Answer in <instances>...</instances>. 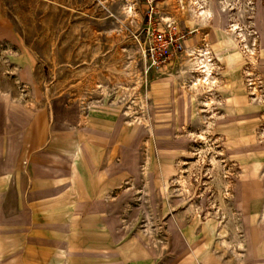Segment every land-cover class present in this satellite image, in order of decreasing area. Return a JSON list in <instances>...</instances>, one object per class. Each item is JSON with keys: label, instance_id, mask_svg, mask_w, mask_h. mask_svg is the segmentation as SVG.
<instances>
[{"label": "rangeland", "instance_id": "rangeland-1", "mask_svg": "<svg viewBox=\"0 0 264 264\" xmlns=\"http://www.w3.org/2000/svg\"><path fill=\"white\" fill-rule=\"evenodd\" d=\"M0 7L19 44L0 42L12 56L27 54L54 126L73 132L92 178L109 168L112 185L99 201L80 205L61 200L72 187L60 200L43 197L56 180L12 182L10 200H0V227L5 218L11 240L35 242L19 221L31 225L32 210H40L45 229L69 224L68 233L43 232L74 241L72 250L57 246L59 261L155 264L166 252L170 212L237 223L235 186L248 161H264V0H0ZM201 7L214 14L210 27L199 24ZM225 20L248 33L254 66L237 39L239 55L227 48L229 63L219 58L211 26ZM154 36L166 53L158 68L147 57ZM205 48L211 88L196 79L202 73L193 60ZM6 70L0 63V95L6 84L17 90Z\"/></svg>", "mask_w": 264, "mask_h": 264}, {"label": "crops", "instance_id": "crops-1", "mask_svg": "<svg viewBox=\"0 0 264 264\" xmlns=\"http://www.w3.org/2000/svg\"><path fill=\"white\" fill-rule=\"evenodd\" d=\"M3 40L19 44L12 22L0 7V41ZM215 46L219 55L222 54L220 58L229 63L220 52V45L215 43ZM10 61L17 81L28 87V99L22 102L14 85L2 87L0 200H10L12 182L44 184L51 179L57 184L42 193L49 200H60L59 197L72 187V193H66L61 200L80 205H83L81 202L99 201L112 187L111 183L107 184L109 168L98 170L92 178L90 168L81 165L84 152L81 158L73 132L54 126L27 54L21 50L11 56ZM248 145L250 147L245 146L251 148ZM244 168L247 170L235 186L237 223L223 225L214 219H203L189 209L174 210L164 220L163 231L168 240L165 255L155 264H264V161H248ZM118 176L114 182L121 179V173ZM2 208V217H7L8 209ZM26 211L23 214L19 211V216L31 215V210ZM39 211L32 210L34 220L29 222L32 227H25L27 222L19 221V231L34 233L35 242L26 236L23 240H11L10 224L4 218L0 227V264H73L59 261L56 251L57 246L74 249L73 240L60 242L43 235L44 231L68 233L69 224H52L45 229L48 224H41L43 216Z\"/></svg>", "mask_w": 264, "mask_h": 264}, {"label": "bare ground", "instance_id": "bare-ground-1", "mask_svg": "<svg viewBox=\"0 0 264 264\" xmlns=\"http://www.w3.org/2000/svg\"><path fill=\"white\" fill-rule=\"evenodd\" d=\"M226 9V8H225ZM222 9L221 12L226 13V10ZM208 18L210 19V21L213 22L214 19V14L212 11L204 9L203 7H201L200 11L197 14V19L199 21V24L202 25V27H210V22L208 21ZM200 19V20H199ZM258 19L259 21H262L261 26H263L261 29L262 31V41L264 43V16H262L261 14L258 15ZM223 27H220V25L217 26H211V28L214 30L215 32V40H216V44L220 45V52L224 53L225 49H232V54L234 55H239L238 53V49L234 50V46L236 42L234 39L239 40V42L242 44V48L245 49V51L247 52V56H248V60L250 61V63L254 66L255 65V53L254 50L250 47V45L248 44V33L244 32L243 29H240L239 26L234 23L232 25L228 26V21L225 20L223 22V25H221ZM230 28V29H229ZM261 28V27H260ZM262 49L264 50V48L262 47ZM203 52H206L205 55L207 54V49H202L199 50V54L195 55L193 57V60H195V62L200 65V72L202 73V75H198L196 77V79L199 81V83H201V85L206 86L207 88H211V85L209 86V84L207 82H209L210 80L212 81V83H215V78H210V73H209V60H207V57H205V59L203 58L204 55H202ZM242 54V53H241ZM222 54L219 55V58ZM230 56V55H229ZM241 57H243V55H241ZM264 59V57L262 58ZM242 60V59H241ZM212 98H210L209 100H207V105L209 106L210 102H212ZM225 241V240H224ZM224 243V242H223ZM221 243V244H223ZM224 247H226L224 245ZM241 247V246H240ZM233 247H231L232 249ZM230 249V248H229ZM235 250V247H234ZM235 254V253H234ZM238 255V254H237Z\"/></svg>", "mask_w": 264, "mask_h": 264}, {"label": "built area", "instance_id": "built-area-1", "mask_svg": "<svg viewBox=\"0 0 264 264\" xmlns=\"http://www.w3.org/2000/svg\"><path fill=\"white\" fill-rule=\"evenodd\" d=\"M152 3V1L149 2L151 8H153ZM162 42V36H154L151 40V45H149L147 50V57L156 68L160 67L161 64L166 62V53L161 51L159 48L154 47L155 44L160 45ZM12 54L13 50L10 49L8 44L6 42H0V63H3V65L7 68L5 75H15V68L9 61V58L12 56ZM16 85L20 98L26 101L28 99V87L18 81H16Z\"/></svg>", "mask_w": 264, "mask_h": 264}]
</instances>
